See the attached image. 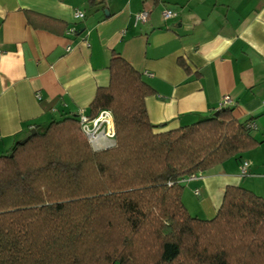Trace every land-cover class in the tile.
Wrapping results in <instances>:
<instances>
[{
  "label": "trees",
  "instance_id": "16d2710c",
  "mask_svg": "<svg viewBox=\"0 0 264 264\" xmlns=\"http://www.w3.org/2000/svg\"><path fill=\"white\" fill-rule=\"evenodd\" d=\"M108 71L86 115L110 111L112 145L94 149L66 113L0 155V264H264V197L227 186L211 219L181 199V178L258 144L253 122L222 106L156 132L141 72L115 51Z\"/></svg>",
  "mask_w": 264,
  "mask_h": 264
},
{
  "label": "crops",
  "instance_id": "0c3cea01",
  "mask_svg": "<svg viewBox=\"0 0 264 264\" xmlns=\"http://www.w3.org/2000/svg\"><path fill=\"white\" fill-rule=\"evenodd\" d=\"M98 1L0 0V155L33 126L86 114L115 51L153 88L145 107L156 132L222 106L254 123L255 147L182 182L191 215L211 219L227 186L264 197V0ZM165 8L177 16L164 19ZM141 10L148 18L135 25Z\"/></svg>",
  "mask_w": 264,
  "mask_h": 264
},
{
  "label": "built area",
  "instance_id": "2783aa9c",
  "mask_svg": "<svg viewBox=\"0 0 264 264\" xmlns=\"http://www.w3.org/2000/svg\"><path fill=\"white\" fill-rule=\"evenodd\" d=\"M74 15L76 18H83L84 13L81 10H75ZM161 15L164 19H170L177 16V12L165 8L162 10ZM148 18V12L145 10H141L134 14L133 23L136 25L138 23H143ZM37 97L39 95L37 94ZM231 100L228 97H225L223 100V105H229ZM79 124L81 131L87 137V140L91 144L94 149H100L103 147H108L113 144L114 137V127L112 121V115L109 110L103 109L101 110L95 117L90 118L84 112H79ZM251 127H254V123L251 124ZM247 162H242L239 166L240 175H245ZM199 175L190 174L180 179V182H184L189 179L196 178ZM197 192V190H195Z\"/></svg>",
  "mask_w": 264,
  "mask_h": 264
},
{
  "label": "water",
  "instance_id": "95a60500",
  "mask_svg": "<svg viewBox=\"0 0 264 264\" xmlns=\"http://www.w3.org/2000/svg\"><path fill=\"white\" fill-rule=\"evenodd\" d=\"M30 133H31V135H33V134H34V129H32V130L30 131ZM26 140H27V138H23V140H21L20 143L22 144V143H24V141H26Z\"/></svg>",
  "mask_w": 264,
  "mask_h": 264
},
{
  "label": "rangeland",
  "instance_id": "374dc122",
  "mask_svg": "<svg viewBox=\"0 0 264 264\" xmlns=\"http://www.w3.org/2000/svg\"><path fill=\"white\" fill-rule=\"evenodd\" d=\"M182 184H184V183H182Z\"/></svg>",
  "mask_w": 264,
  "mask_h": 264
}]
</instances>
